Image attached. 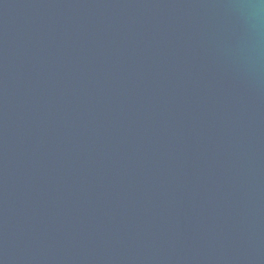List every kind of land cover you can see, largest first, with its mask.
I'll list each match as a JSON object with an SVG mask.
<instances>
[{"label": "water", "instance_id": "water-1", "mask_svg": "<svg viewBox=\"0 0 264 264\" xmlns=\"http://www.w3.org/2000/svg\"><path fill=\"white\" fill-rule=\"evenodd\" d=\"M0 264H264V0H0Z\"/></svg>", "mask_w": 264, "mask_h": 264}]
</instances>
